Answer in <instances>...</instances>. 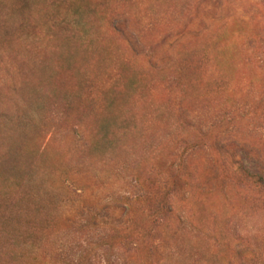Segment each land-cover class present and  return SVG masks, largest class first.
<instances>
[{
  "label": "rangeland",
  "instance_id": "rangeland-1",
  "mask_svg": "<svg viewBox=\"0 0 264 264\" xmlns=\"http://www.w3.org/2000/svg\"><path fill=\"white\" fill-rule=\"evenodd\" d=\"M0 264H264V0H0Z\"/></svg>",
  "mask_w": 264,
  "mask_h": 264
}]
</instances>
